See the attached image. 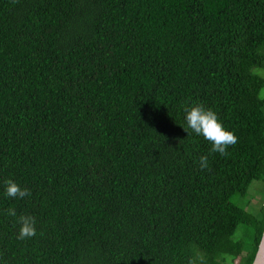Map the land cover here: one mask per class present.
I'll return each instance as SVG.
<instances>
[{
    "label": "trees",
    "instance_id": "16d2710c",
    "mask_svg": "<svg viewBox=\"0 0 264 264\" xmlns=\"http://www.w3.org/2000/svg\"><path fill=\"white\" fill-rule=\"evenodd\" d=\"M197 103L226 155L187 129ZM253 181L264 0H0V264H252L264 202L232 199Z\"/></svg>",
    "mask_w": 264,
    "mask_h": 264
},
{
    "label": "clouds",
    "instance_id": "9594fccd",
    "mask_svg": "<svg viewBox=\"0 0 264 264\" xmlns=\"http://www.w3.org/2000/svg\"><path fill=\"white\" fill-rule=\"evenodd\" d=\"M184 120L186 121L187 129H191L192 133L197 136H202L211 144V151L221 155L227 154V149L231 145L237 143L238 137L231 130L227 129L216 112L211 108H207L202 104H193L184 110ZM199 164L202 169L209 166V159L206 155H201ZM30 193L27 189L22 188L14 181H9L5 187V195L8 198H24ZM8 214L15 217L16 211L9 209ZM19 238L26 239L34 237L37 234L36 220L25 215L19 218Z\"/></svg>",
    "mask_w": 264,
    "mask_h": 264
},
{
    "label": "rangeland",
    "instance_id": "374dc122",
    "mask_svg": "<svg viewBox=\"0 0 264 264\" xmlns=\"http://www.w3.org/2000/svg\"><path fill=\"white\" fill-rule=\"evenodd\" d=\"M247 196L244 199L243 197L239 198L238 196H234L232 201L237 203L238 205H242L243 202L246 203V199L249 200L248 209L259 212L261 205L264 202V182L262 181H253L248 189ZM250 232L247 231L244 225H239L234 238L243 241H249Z\"/></svg>",
    "mask_w": 264,
    "mask_h": 264
},
{
    "label": "water",
    "instance_id": "95a60500",
    "mask_svg": "<svg viewBox=\"0 0 264 264\" xmlns=\"http://www.w3.org/2000/svg\"><path fill=\"white\" fill-rule=\"evenodd\" d=\"M252 264H264V229Z\"/></svg>",
    "mask_w": 264,
    "mask_h": 264
}]
</instances>
